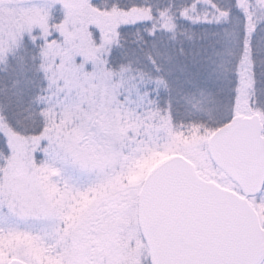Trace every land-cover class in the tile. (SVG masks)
<instances>
[{
    "label": "snow or ice",
    "instance_id": "obj_1",
    "mask_svg": "<svg viewBox=\"0 0 264 264\" xmlns=\"http://www.w3.org/2000/svg\"><path fill=\"white\" fill-rule=\"evenodd\" d=\"M0 0V264H264V0Z\"/></svg>",
    "mask_w": 264,
    "mask_h": 264
},
{
    "label": "trees",
    "instance_id": "obj_2",
    "mask_svg": "<svg viewBox=\"0 0 264 264\" xmlns=\"http://www.w3.org/2000/svg\"><path fill=\"white\" fill-rule=\"evenodd\" d=\"M204 2H205L206 4L212 6L213 8L215 7L214 5H212L211 0H204Z\"/></svg>",
    "mask_w": 264,
    "mask_h": 264
}]
</instances>
